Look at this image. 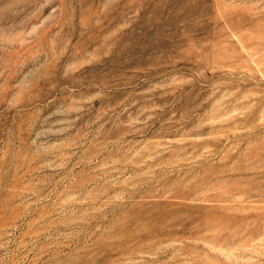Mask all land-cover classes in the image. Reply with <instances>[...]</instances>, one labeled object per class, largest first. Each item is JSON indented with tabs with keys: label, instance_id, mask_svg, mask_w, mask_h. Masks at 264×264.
I'll use <instances>...</instances> for the list:
<instances>
[{
	"label": "rangeland",
	"instance_id": "rangeland-1",
	"mask_svg": "<svg viewBox=\"0 0 264 264\" xmlns=\"http://www.w3.org/2000/svg\"><path fill=\"white\" fill-rule=\"evenodd\" d=\"M0 264H264V0H0Z\"/></svg>",
	"mask_w": 264,
	"mask_h": 264
}]
</instances>
